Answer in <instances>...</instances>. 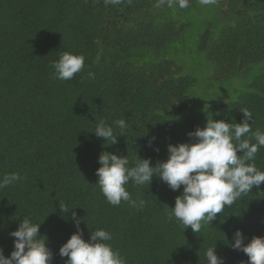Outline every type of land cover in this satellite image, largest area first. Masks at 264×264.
<instances>
[{
  "label": "trees",
  "instance_id": "16d2710c",
  "mask_svg": "<svg viewBox=\"0 0 264 264\" xmlns=\"http://www.w3.org/2000/svg\"><path fill=\"white\" fill-rule=\"evenodd\" d=\"M156 2L0 0V177H23L0 190L5 256L14 250L9 233L29 216L41 223L53 264H64L59 249L77 231L72 211L85 239L96 228L110 231L109 243L127 264H207L213 245L224 264H242L247 255L229 243L235 231H243L245 243L264 236V183L225 206L199 234L168 215L183 185L173 191L156 175L150 186L130 181L132 199L146 202L139 210L110 205L96 184L102 152L127 155L130 165L139 155L155 166L168 158L170 143L190 141L188 133L204 127L208 114L235 124L247 107L252 132L264 131V0H218L216 20L204 26L190 15L195 0L187 9ZM63 52L84 56V68L68 81L54 79L50 67ZM177 55L208 64L214 95L198 89ZM237 77L243 82L236 96L227 85L215 94L216 82ZM121 118L128 128L117 143L93 132L99 120ZM255 164L264 170V147ZM59 202L71 211L61 212Z\"/></svg>",
  "mask_w": 264,
  "mask_h": 264
},
{
  "label": "clouds",
  "instance_id": "9594fccd",
  "mask_svg": "<svg viewBox=\"0 0 264 264\" xmlns=\"http://www.w3.org/2000/svg\"><path fill=\"white\" fill-rule=\"evenodd\" d=\"M108 2L119 4L121 0H106ZM199 3L206 7L216 5L218 0H199ZM165 5L187 9L190 0H157L155 6L161 8ZM50 67L54 79L68 81L84 68V56L63 52L58 60L51 62ZM240 110L243 121L235 124L226 119L215 120L208 114L204 127L188 133L190 141L170 143L168 158L158 161L155 166L150 158L139 155L130 165L127 155L102 152L98 157L100 167L96 170V184L106 201L112 206L127 202L143 210L146 202L132 199L127 185L131 181L135 186H150L156 175L173 191L180 190L183 185V191L176 197L175 206L170 207L168 215L179 221L184 231L190 227L199 234L205 224H212L217 214L223 213L225 206L231 207L254 186L259 188L264 183V170L255 164L259 149L264 147V131L257 129L253 133L252 123H249L250 120L253 122L252 111L247 107ZM127 128L123 118L112 124L102 119L93 132L98 138H104L106 143L111 141L110 144H115L118 137L126 135ZM152 143L149 141V146ZM22 179L18 172L4 174L0 177V190ZM59 208L61 212L71 211L63 202H59ZM72 217L77 231L59 249V255L67 257L64 264H127L120 251L109 243L113 239L110 231L96 228L90 238L85 239L75 211H72ZM40 226L41 223H34L31 217L24 216L18 227L9 233L14 238L11 255L5 256L3 248H0V264H53V252L48 247L47 236L40 233ZM233 239L230 246L248 257V261L242 264H264V236H253L245 243L243 231L237 229ZM205 257L207 264H224L216 245L207 248Z\"/></svg>",
  "mask_w": 264,
  "mask_h": 264
},
{
  "label": "rangeland",
  "instance_id": "374dc122",
  "mask_svg": "<svg viewBox=\"0 0 264 264\" xmlns=\"http://www.w3.org/2000/svg\"><path fill=\"white\" fill-rule=\"evenodd\" d=\"M196 2H198L196 5L194 4L191 8H190V15H197L198 17H201L203 19V21L200 22V24L202 26H204L205 21L211 19V20H216L219 11L211 6H201L199 3V0H195ZM226 1V0H225ZM179 8L178 6L176 7V9ZM175 10H172L174 13L176 12ZM198 10V11H197ZM201 25L199 28H201ZM178 59L180 60L181 63L184 64L186 69H191L196 76V79L198 81V83L200 84V87L198 86V89L200 88L201 92L203 94L206 95H210L213 93L212 88H210L209 86V82L206 80V74L209 70L208 68V64L204 61H202L199 58H196L195 55L192 59H188V56L186 55H177ZM243 77V76H242ZM243 79L241 77H237L236 79H234L230 84H228L229 82L226 81L225 83H217L216 82V95H218L219 92L222 93V91H225L223 87H225V85H227L229 87V90L231 91V95L232 96H236L237 95V91H235L236 89H238L237 87L241 84V82ZM234 90V91H233ZM214 95V94H212ZM226 95V94H225Z\"/></svg>",
  "mask_w": 264,
  "mask_h": 264
}]
</instances>
